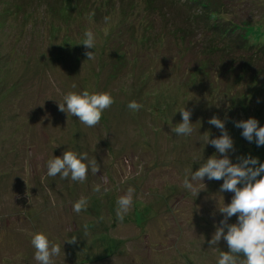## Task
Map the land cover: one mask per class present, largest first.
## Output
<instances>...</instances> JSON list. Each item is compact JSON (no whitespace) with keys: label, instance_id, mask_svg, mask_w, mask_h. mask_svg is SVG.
<instances>
[{"label":"rangeland","instance_id":"obj_1","mask_svg":"<svg viewBox=\"0 0 264 264\" xmlns=\"http://www.w3.org/2000/svg\"><path fill=\"white\" fill-rule=\"evenodd\" d=\"M45 1L0 0V264H39L31 239L40 232L60 246L52 264H218L227 242L210 241L234 193L214 192L223 179L193 182L197 196L183 182L211 156L223 158L208 143L221 130L205 122L224 110L231 162L264 164V146L235 127L249 118L264 127V33L230 35L241 20L264 26V0H72L70 9ZM41 21L49 24L40 30ZM87 30L95 49L81 45ZM16 31H25L19 44ZM84 90L115 100L95 127L58 108ZM132 101L142 108L129 109ZM227 105L243 117L232 119ZM184 108L193 132L177 136ZM66 150L95 158L99 171L89 167L84 182L48 176L47 161ZM129 187L120 222L117 200ZM81 198L86 210L76 213Z\"/></svg>","mask_w":264,"mask_h":264},{"label":"clouds","instance_id":"obj_2","mask_svg":"<svg viewBox=\"0 0 264 264\" xmlns=\"http://www.w3.org/2000/svg\"><path fill=\"white\" fill-rule=\"evenodd\" d=\"M109 18L105 17L107 21ZM96 37L91 30L84 33L81 45L87 49H95ZM87 60L94 59L95 52L86 51ZM73 89L77 86L71 85ZM115 100L110 92H93L88 90L82 92L71 91L63 97V103H58L61 112H66L78 117V120L87 127L97 126L105 110L110 108ZM128 108L138 111L142 105L136 101L128 104ZM182 122L177 124L172 131L177 136H188L193 132L190 117L192 112L181 109ZM208 123L221 130L219 138L209 140L215 147L217 153L211 156L195 172H191L190 178L184 180V187L197 196L199 190L193 182L208 180H221L223 184L220 192H233L231 203L220 208L219 212L225 214L220 225L210 241V245H216L223 238L228 245V252H220L218 264H264V164H259L258 158H238L239 163L233 164L227 153L233 149L234 141L225 128V122L213 116ZM259 121L249 118L246 121L235 123V127L243 129L242 136L249 142L255 139L257 146H264V127H260ZM207 143V144H208ZM87 161V163L85 162ZM258 167H250L249 165ZM89 167L94 173L99 171V166L95 158L89 160L87 153H78L66 150L62 157H52L47 161V175H60L62 179L71 177L72 181L84 182L87 180ZM258 177H260L258 179ZM243 185V187H238ZM95 192H100V186L94 188ZM135 189L129 187L127 193L117 200V219L123 222L125 215L129 212L133 202ZM87 199L81 198L73 205V211L80 213L86 210ZM234 215H238L237 222L229 224L228 220ZM87 229V226H85ZM225 229L227 232L225 234ZM77 238H73L70 243H75ZM31 244L35 248V259L39 264H52V257L60 254V246L52 244L48 236L42 232L32 236ZM244 259L241 260L240 256Z\"/></svg>","mask_w":264,"mask_h":264},{"label":"trees","instance_id":"obj_3","mask_svg":"<svg viewBox=\"0 0 264 264\" xmlns=\"http://www.w3.org/2000/svg\"><path fill=\"white\" fill-rule=\"evenodd\" d=\"M45 1V0H44ZM53 1V0H52ZM67 2V4H68V7H69V9H70V7H71V2H72V0H57V3L56 4H52V5H50V6H52V7H58L59 5H60V3L61 2ZM45 3L46 4H48V2H46L45 1ZM17 8H19V9H23V7H17ZM19 9H17L18 10V12H20L21 13V11L19 10ZM66 15L67 14H64L63 16L64 17H66ZM59 17H57V16H54V21L56 22V20L58 19ZM242 22H248V23H245V24H235L234 25V27H233V29H232V31L230 32V35H236V38H235V41L236 42H242V41H245V39H244V37L243 36H241V35H238L237 34V32H239L240 30H245V28H247V27H252V26H254V27H256L257 29H258V33H264V26H262V25H257V24H254V23H252V22H250V21H246V20H241ZM47 24H49V23H44L43 21H41V24L37 27L38 29H40L41 30V28H43V27H45V26H47ZM16 25H19V22H17L16 21ZM37 29V30H38ZM32 31H29V34L31 33ZM24 36H25V31H16V32H14V35H13V37H12V39L11 40H15L16 41V44H19V42H17L18 40H21L22 38H24ZM35 36L34 35H29V40L30 39H32V38H34ZM36 38V37H35ZM10 47H16V45H14V44H10L9 45ZM240 46H244V43H241L240 44ZM250 48H253L254 49V47H252V46H249V47H245V50L248 52V53H250ZM260 48H264V46H262V47H260ZM257 52H259V50L257 49L256 50ZM100 59H101V57H100ZM246 69H249L250 68V64L249 63H247V62H244L243 64H242ZM255 78H259L260 76L259 75H255L254 76ZM233 81L236 83V82H238V78H234L233 79ZM177 87L178 88H182V86H181V83H179V81H177ZM183 89V88H182ZM228 106V105H227ZM226 106V107H227ZM224 112H225V110H224ZM224 112H222L221 113V115L219 116V118L223 121V120H225L226 119V117H225V115H223V113ZM227 113H229V115L231 116V117H233L232 119H236V118H238V117H240V118H242L243 117V113H242V111H240V108L237 106V107H234V108H230L229 106H228V111H227ZM223 115V116H222ZM223 117V118H222ZM209 118H206V119H204L203 121H202V123H204V121H207ZM194 122H196V120L194 119ZM206 124H208V122H205ZM207 128V127H206ZM207 129H209V128H207ZM207 129H206V131H207ZM6 133V132H5ZM4 133V134H5ZM202 137H203V135H201ZM12 139H14V137H11ZM11 150V149H10ZM215 193H217V194H221L220 193V191H218V190H216V191H214ZM207 195V194H206ZM207 197V196H206ZM218 203H220L219 201H218Z\"/></svg>","mask_w":264,"mask_h":264}]
</instances>
